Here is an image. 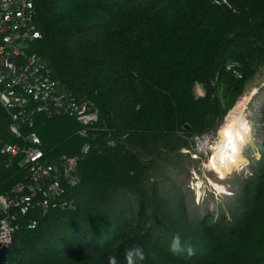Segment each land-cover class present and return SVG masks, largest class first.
Instances as JSON below:
<instances>
[{"label":"trees","instance_id":"trees-1","mask_svg":"<svg viewBox=\"0 0 264 264\" xmlns=\"http://www.w3.org/2000/svg\"><path fill=\"white\" fill-rule=\"evenodd\" d=\"M112 1L35 3L37 28L43 36L38 53L48 61L54 79L77 98L93 101L100 114L99 120L88 127L85 138L77 133L80 124L68 116L39 115L33 128L27 131L39 137L40 148L48 160L63 155L79 156V183L67 191L66 199L74 202V209L58 207L46 215L32 212L21 218L6 264H47L51 257L72 254L77 247L119 250L123 257L126 249L139 246L145 253L140 264H205L208 255L210 258L213 255L203 244H193L192 254L185 248L174 255L170 242H162V231L136 222L124 230H115L114 223L132 216L135 211L132 204L148 196V190L155 196L156 205L161 206L159 183L147 178L161 177L182 150L190 149L188 140L201 129L199 122L213 117L209 91L206 97L197 99L196 85L205 83L214 70L221 72L223 64L240 65L242 61L235 53L242 47L249 46V51L256 48L264 54V0H229L233 8L214 4L213 11L217 12L214 15L204 11L197 0H161V6L153 12L161 38L151 39L140 55V67L146 78L134 80L133 87L136 100L142 103L138 109L129 111L109 85L108 77L113 73L111 56H104L101 69L85 80L81 77L80 57L61 47L71 40L77 46L78 39L104 32L108 17L99 5ZM251 12L258 17L255 21H241V14ZM259 34L263 40H251ZM228 74L231 76L232 71ZM246 75L229 77L221 88L223 98H239L247 84ZM214 98L219 99V94H214ZM10 123V117L0 106V195L27 182L26 171L19 168L17 161L7 166L10 157L2 153L7 142L22 144L10 134ZM186 126H190L192 133ZM86 143L92 144L91 151L83 155ZM250 183L258 184L260 179H252ZM154 213L158 215L157 222L162 223L161 228L167 221L161 209L159 212L155 209ZM32 219L39 221L34 230L29 228ZM205 220L210 229L216 226L221 230L219 236L226 235L227 222L218 221L217 216ZM181 224L187 226V222ZM182 243L188 245V241ZM260 247L264 254V224ZM122 263L126 264L125 259Z\"/></svg>","mask_w":264,"mask_h":264},{"label":"rangeland","instance_id":"rangeland-1","mask_svg":"<svg viewBox=\"0 0 264 264\" xmlns=\"http://www.w3.org/2000/svg\"><path fill=\"white\" fill-rule=\"evenodd\" d=\"M197 1L204 11L209 10L211 15L217 13L212 6L215 0ZM228 3L232 7L229 0ZM161 4V0H113L110 4H100V10L108 17L106 30L78 39L77 46H74L75 40L61 46L80 57L83 65L81 77L85 80L101 69L104 56H111L113 73L108 77L109 85L116 90L118 99L128 111L138 109L142 103L136 100L133 81L146 78L140 67V55L151 39L161 38L153 19L154 10ZM240 16L241 21L246 22L258 18L252 12ZM260 36L251 37V40H263ZM252 44L255 46L254 41ZM38 47V43H32L31 51H38ZM260 51L256 48L249 51V46L238 49L235 54L242 61L240 65L236 62L237 65L230 69L232 63L226 67L223 64L221 72L214 70L205 83L196 85L197 99L206 97L209 91L213 117L204 123L199 122L201 129L191 136L192 140H188L190 149L182 150L161 177L156 179L153 175L147 178L159 183L158 197L163 199L159 202L161 206L156 205L155 196L148 190V196L138 198L139 201L132 204L135 210L132 216L122 218L118 223L112 222L115 230H124L132 222L147 224L153 230L163 232L162 242H170L173 235L179 233L182 242L188 241V245L183 243L187 249L193 250V244L208 246L210 255H213L211 258L208 255L209 260L205 264H264L260 247L264 224V163H261L264 153V54ZM243 73L247 74V84L242 95L237 99L223 98L221 88L229 77L242 78ZM216 93L219 99L214 98ZM241 118L251 127V134L241 149L239 162L219 175L214 158L220 151L226 132ZM206 127L208 131L204 129ZM187 131L192 133L191 128ZM203 143L208 144L206 151L201 147ZM255 178H259L260 183L251 184ZM155 209L158 212L161 209L167 221L161 228L162 223L155 219L158 218ZM210 216L227 222L224 224L226 235L219 236L221 230L216 226L209 228L205 219ZM182 222H187V226L182 227ZM163 247L166 248L165 245ZM112 255L116 256L118 264H123L124 255L122 257L119 250L108 252L81 247L73 250L72 254L53 256L47 264H108V257Z\"/></svg>","mask_w":264,"mask_h":264},{"label":"built area","instance_id":"built-area-1","mask_svg":"<svg viewBox=\"0 0 264 264\" xmlns=\"http://www.w3.org/2000/svg\"><path fill=\"white\" fill-rule=\"evenodd\" d=\"M37 0H0V106L11 119L10 134L22 144L5 143L2 153L9 155L7 166L18 162L27 173V182L0 195V242L8 247L19 230L21 218L32 212L46 215L51 209H74L67 191L79 183L80 157L63 155L56 160L46 159L41 140L33 132L36 117L68 116L80 128L78 134L88 137V127L99 120V110L86 97L77 98L60 81L54 79L48 61L38 51L32 52V43L43 39L37 28L35 3ZM225 4L228 0H215ZM232 63L229 68H234ZM114 146V142L110 143ZM91 143L82 149L91 151ZM1 166V162H0ZM35 222V227L30 225ZM38 220L32 219L34 230Z\"/></svg>","mask_w":264,"mask_h":264},{"label":"bare ground","instance_id":"bare-ground-1","mask_svg":"<svg viewBox=\"0 0 264 264\" xmlns=\"http://www.w3.org/2000/svg\"><path fill=\"white\" fill-rule=\"evenodd\" d=\"M245 120L241 118L237 124L232 125L231 127V137L226 135L223 140L221 148L217 156L214 158V165L216 172L219 173V175H223L224 173L231 170L235 164L239 162V157L241 155V149L242 147L247 143L249 136L251 134V127L248 123L244 122ZM247 127V131L244 130V127ZM237 133H239V136H237ZM240 136L243 137V140H240ZM232 139L234 143L237 146V152L233 153L231 151V146L229 145L228 141L229 139ZM203 150H207L208 144L203 143L201 145Z\"/></svg>","mask_w":264,"mask_h":264},{"label":"clouds","instance_id":"clouds-1","mask_svg":"<svg viewBox=\"0 0 264 264\" xmlns=\"http://www.w3.org/2000/svg\"><path fill=\"white\" fill-rule=\"evenodd\" d=\"M30 227H35V222H33ZM3 242L4 241H0ZM170 250L174 255L180 254L185 251V247L182 243L181 236L179 233L173 235L170 241ZM189 254H192V249H187ZM124 259L126 264H140L145 259V253L143 249L139 246H133L125 250ZM108 264H118L117 258L115 255L108 257Z\"/></svg>","mask_w":264,"mask_h":264},{"label":"water","instance_id":"water-1","mask_svg":"<svg viewBox=\"0 0 264 264\" xmlns=\"http://www.w3.org/2000/svg\"><path fill=\"white\" fill-rule=\"evenodd\" d=\"M189 129H190V127L186 126V130H189ZM9 254H10V249L8 247L3 246L0 243V264H6L7 263Z\"/></svg>","mask_w":264,"mask_h":264},{"label":"snow or ice","instance_id":"snow-or-ice-1","mask_svg":"<svg viewBox=\"0 0 264 264\" xmlns=\"http://www.w3.org/2000/svg\"><path fill=\"white\" fill-rule=\"evenodd\" d=\"M242 127H244V130L247 131V127L246 126H242ZM226 135H228L229 137H231V135H232L231 131L230 130L227 131L226 132ZM237 136H239V133H237ZM239 138H240V140H243V137L242 136H240ZM228 143L231 146V151L233 153L237 152V146H236V144L234 143V141L231 138L229 139Z\"/></svg>","mask_w":264,"mask_h":264}]
</instances>
